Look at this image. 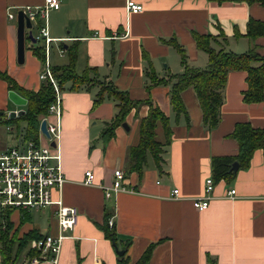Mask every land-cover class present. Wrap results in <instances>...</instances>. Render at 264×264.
I'll return each mask as SVG.
<instances>
[{
  "label": "crops",
  "instance_id": "1",
  "mask_svg": "<svg viewBox=\"0 0 264 264\" xmlns=\"http://www.w3.org/2000/svg\"><path fill=\"white\" fill-rule=\"evenodd\" d=\"M135 1L144 6L138 13L127 11V0H60V7L49 9L47 18L38 15L33 20L34 36L46 26L53 39L51 66L68 63L67 51L61 44L77 41L78 72L94 68L99 80L127 91L133 100L143 101L126 117L130 129L121 124L110 139H105L103 130L116 116L118 100L105 95L94 105L100 84L73 90L71 82L66 83L58 143L67 181L61 195L65 205L78 208L79 222L74 229L63 232L57 260L48 252L50 257L36 264H117L121 256L118 248L127 252L129 264H135L150 246L151 256L144 264H211L212 259L216 264H264L263 149H257L250 166L238 170L233 179L214 180L206 209L199 210L193 204L194 198L205 195L206 179H214L212 158L237 155L238 142L230 135L235 124L248 121L264 128V101L247 103L243 99L248 86L247 72H229L221 121L213 129L203 124L194 88L182 92L188 123L184 115L176 117L173 110L171 82L152 85L150 79L153 73L168 80L171 74L183 72L179 52L166 41L173 38L185 49L190 66L208 65V54L199 49L195 33L214 36L212 45L217 49L246 52L256 46L264 55V36L254 40L247 36L250 18L264 20V4ZM44 4L45 0H0V71L35 91L43 82L40 74L44 61L34 54V43L27 39L25 61L18 62L17 14L25 6ZM9 13L15 17L9 18ZM11 91L15 90L0 77L1 115L26 109V105L10 99ZM145 100L152 101L169 116L172 137L162 155L161 168L152 156L148 157L140 176L130 170L129 148L138 142L139 122L149 112ZM117 168L124 171L123 182L128 189L113 192L108 198L104 187L113 182ZM88 170L94 174L92 184L85 183ZM174 189H178V196H174ZM231 189L236 190L234 195L229 194ZM58 197L55 191L54 198ZM32 211L36 213L35 220ZM25 216L28 217L23 220ZM110 218L114 220L111 228L116 232V242L103 227ZM25 221L30 223L21 229ZM10 223L11 236L15 232L18 238L31 230L41 236L59 234L55 205L31 211L14 210ZM37 239L27 244L20 264H25V256H43L34 246ZM32 250L37 253L29 254Z\"/></svg>",
  "mask_w": 264,
  "mask_h": 264
},
{
  "label": "trees",
  "instance_id": "2",
  "mask_svg": "<svg viewBox=\"0 0 264 264\" xmlns=\"http://www.w3.org/2000/svg\"><path fill=\"white\" fill-rule=\"evenodd\" d=\"M219 3L225 1L247 3L259 2L264 4V0H213ZM247 36L254 40L264 36V20L250 18L248 22ZM195 39L199 49L208 54V65L205 68H195L190 66L188 56L175 38L166 40L171 43L179 52L183 72L171 74L168 80L157 78L150 74L152 85L171 82L170 99L176 117L184 115L189 123L188 110L182 97V92L192 87L194 88L203 113V124L207 129L217 127L221 121V107L225 99V86L228 74L232 70H245L247 72V88L243 91V99L247 103H257L264 101V55L260 54L256 46L251 47L246 52H234L225 47L219 49L212 45L211 34L195 33ZM37 43V42H36ZM34 43L32 49L35 55L45 61V48L43 45ZM61 47L67 51L68 63L64 65L52 66V73L58 83L59 88L64 91L66 83L71 82L70 89L78 90L82 87H89L91 84H100L98 96L94 100V105L99 104L105 95L114 97L118 100L119 110L114 119L103 130V138L110 139L117 126L126 121L127 115L141 100H133L127 91L119 90L113 84H107L97 78L96 69L86 67L83 72L77 71L78 42L75 41L69 45L61 44ZM92 73L94 75H92ZM0 77L7 81L10 89L21 93L27 98L25 113L12 118L13 121H26L28 128L26 137L37 138L39 134L42 118L49 115L50 105L56 99V92L50 80H43L38 90H29L21 86L6 71H0ZM149 104V112L141 118L138 132L139 139L135 145L129 148L130 170L137 172L140 176L143 174L148 164L149 155L154 162L161 168V161L165 147L169 145L172 137L170 118L165 112L152 101L145 100ZM162 127L164 139H157V128ZM19 127V126H18ZM231 137L237 140L239 151L235 156H214L212 158V172L214 180H231L236 176L232 170V164L235 161L239 163V169H247L250 166L251 159L257 149L264 150V128L255 127L248 121L235 124ZM22 218L23 220L26 219ZM106 235L117 241L116 232L108 225L103 226ZM13 224L10 223L7 233L4 234L0 246V253L3 257V264H20L19 258L25 247L32 239L42 237L37 231L31 230L18 238L14 232L11 236ZM152 246H150L143 256L135 264H144L151 256ZM31 255L37 253L36 250L28 252ZM127 252L119 256L117 264H129ZM211 264H216L212 259Z\"/></svg>",
  "mask_w": 264,
  "mask_h": 264
},
{
  "label": "built area",
  "instance_id": "3",
  "mask_svg": "<svg viewBox=\"0 0 264 264\" xmlns=\"http://www.w3.org/2000/svg\"><path fill=\"white\" fill-rule=\"evenodd\" d=\"M60 4V0H45L43 6L29 5L20 10H23L33 22L38 15L47 18L48 10L59 8ZM126 8L129 13H138L144 9V6L135 0H127ZM14 17V13H9V18ZM35 38L37 42H42L45 48L44 67L40 77L42 80H50L56 92V99L50 105L49 115L42 118L47 120L50 137H47L40 128L37 138L26 137L24 129L21 128L17 135L19 141L11 148L0 151V246L4 234L9 229L11 213L14 210L31 211L55 205L59 234L55 236L45 233L35 240L34 246L43 256H25V264L28 262L36 264L49 258L48 252L53 253V259L57 260L64 238L63 232L74 229L79 222L78 208L65 205L61 195L67 181L62 169V155L58 143L61 134L63 91L58 86L49 61L50 44L53 39L46 26L40 28ZM60 52L64 53V50L61 49ZM18 116L16 115V117ZM51 116H55V119L51 120ZM52 141L56 143L55 146L51 144ZM124 177L125 174L121 168L115 169L113 182L104 187L108 198L113 192L128 189L124 185ZM93 180L92 170L86 171L85 183L92 184ZM213 188L214 179L209 177L205 181V195L193 199L196 208L204 210L209 206ZM55 191L59 194L58 198H54ZM235 192V189H231L229 194L234 195ZM173 193L174 196H178V189H174ZM108 225L114 226L113 218L108 219Z\"/></svg>",
  "mask_w": 264,
  "mask_h": 264
},
{
  "label": "water",
  "instance_id": "4",
  "mask_svg": "<svg viewBox=\"0 0 264 264\" xmlns=\"http://www.w3.org/2000/svg\"><path fill=\"white\" fill-rule=\"evenodd\" d=\"M28 30V31H27ZM31 39L33 43H36L37 40L34 36L33 32V22L30 19V17L27 16V14L23 10H19L17 14V57H18V62L19 63H24L25 61V51H26V40ZM10 99L18 104V105H26L27 104V98L24 96H21L19 93L16 91H11L9 93ZM25 113L24 109H21L19 111H11L10 112V117L14 118L16 115H22ZM127 130L130 129L129 125L127 122H123L122 124ZM40 129L47 137H50V133L47 130V120L42 119L40 123ZM53 146L56 145L54 141L51 142ZM239 169V163L238 161H235L232 164V170L237 172ZM118 254L119 255H124L125 250H120L118 248Z\"/></svg>",
  "mask_w": 264,
  "mask_h": 264
},
{
  "label": "rangeland",
  "instance_id": "5",
  "mask_svg": "<svg viewBox=\"0 0 264 264\" xmlns=\"http://www.w3.org/2000/svg\"><path fill=\"white\" fill-rule=\"evenodd\" d=\"M25 108V107H24ZM7 113V112H6ZM10 113V112H9ZM6 115H0V149L7 150L11 148L13 145H15L18 140V133L21 131V128L24 129V133L26 135L28 123L26 121L16 122L13 121L10 117V114ZM20 116V115H19ZM15 118V117H14ZM19 126V127H18ZM13 127V129H12ZM157 139L163 140L164 134L162 127L159 125L157 128ZM0 150V151H2ZM149 158H151V155H149ZM33 219H36V213L32 211ZM24 224L21 226V229L27 226L30 222L25 221ZM24 251L21 254L19 261L23 260Z\"/></svg>",
  "mask_w": 264,
  "mask_h": 264
}]
</instances>
